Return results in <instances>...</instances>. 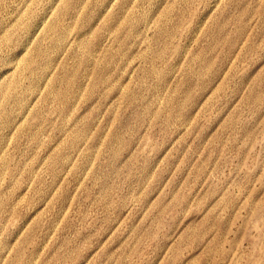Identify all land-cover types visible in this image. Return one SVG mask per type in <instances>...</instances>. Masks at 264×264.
Segmentation results:
<instances>
[{
    "label": "rangeland",
    "instance_id": "1",
    "mask_svg": "<svg viewBox=\"0 0 264 264\" xmlns=\"http://www.w3.org/2000/svg\"><path fill=\"white\" fill-rule=\"evenodd\" d=\"M0 264H264V0H0Z\"/></svg>",
    "mask_w": 264,
    "mask_h": 264
}]
</instances>
